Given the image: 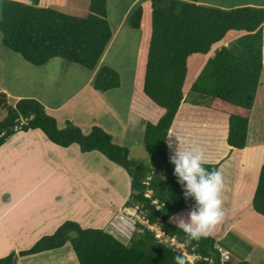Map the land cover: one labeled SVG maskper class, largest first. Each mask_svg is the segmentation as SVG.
<instances>
[{"label":"trees","instance_id":"obj_1","mask_svg":"<svg viewBox=\"0 0 264 264\" xmlns=\"http://www.w3.org/2000/svg\"><path fill=\"white\" fill-rule=\"evenodd\" d=\"M39 2L1 1L3 47L37 68L55 60L79 66L86 76L94 75L93 89L102 95L118 90L119 73L100 67L112 39L108 0H89V14L85 18L40 8ZM53 2L63 5L66 0ZM199 2L144 0L129 17V27L142 34L131 95L132 117L142 122L140 145L146 155L142 162L132 157V145L115 144L112 136L99 127H92L88 134L71 122L60 127L40 101L22 98L10 102L12 99L6 94H0V148L19 132L39 131L60 149L76 145L82 154H99L128 176L129 194L123 208L135 210L148 226H158L178 246L158 242L153 231L124 213L117 219L121 227L127 224L131 228L125 238L116 234L115 237L105 229H83L78 223L65 221L53 235L41 237L30 249L19 252L21 257L58 251L69 245L78 264H176L177 256L183 257L185 264H191L187 256H197L195 264H250L231 263V258L220 260L216 245L221 243L228 249L221 241L227 234L225 213L211 235L191 243L175 222L187 219L197 207L191 196H185L173 173L169 157L178 148H201L204 167L221 173L223 186L219 198L223 210L229 205L222 168L232 153L247 147L264 65V8L220 10L198 5ZM194 96L209 100V111L197 113L190 124L188 109L201 106L191 99ZM149 106L155 113H149ZM181 111L188 125L173 130ZM201 115L208 119L204 125L195 123ZM216 115L225 120H216ZM211 133L223 137L226 156L223 153L220 159H210V152L205 149L210 145ZM147 191L151 198L145 196ZM154 200L157 204H153ZM245 209L264 217V163ZM0 264H16L15 253L0 259Z\"/></svg>","mask_w":264,"mask_h":264},{"label":"rangeland","instance_id":"obj_2","mask_svg":"<svg viewBox=\"0 0 264 264\" xmlns=\"http://www.w3.org/2000/svg\"><path fill=\"white\" fill-rule=\"evenodd\" d=\"M75 5L71 7L72 10L68 11H59L68 16H76L85 18L88 16V7H89V0H73ZM133 0H108L107 4V12H108V22L112 29V39L108 45L107 50H111L109 55L107 54L104 56L100 63L101 66L109 67L117 71L120 75L121 85L120 88L114 92H110L108 94L102 95L97 93L93 89V83H90L86 88L84 93H77V96L74 99V104L83 100L86 96H96L93 100L94 102L87 103L85 106V110L78 111L75 114L66 115L64 113V117H61L58 122L59 126L63 127L64 124L68 121L74 122V124L81 129L85 134L91 132L92 127H99L103 129L106 133L110 134L113 138L115 144L124 145V146H131V155L132 157L139 162H142L146 159L145 151L142 150L141 141L143 137V130L142 126L139 131H136L138 126L137 123L141 124L142 122H137L132 117L131 112V95L134 89L135 83V76L136 71L139 63V54H140V45L142 42V34L139 32L140 39L135 40L134 38L130 37L131 32L133 34H137L138 32L132 31L129 27V17L134 11L135 6L129 9L126 16H124V11L128 8L130 3ZM144 0H139L138 3L143 2ZM185 2H191L192 0H179ZM198 5L215 8L220 10H233L235 8L241 7H256V8H264V0H200ZM1 8V6H0ZM123 22L120 25L119 23ZM127 26V27H126ZM220 48V47H219ZM0 49L6 52L9 56L15 60L12 64H8L6 68V73L3 70L0 73V83L4 89H8L10 93L14 90L11 87V84L14 83L15 78L20 81L21 79L30 86H33L34 89L31 88H23V93H27L28 95L31 94L35 99L37 97H41L42 100L51 99L52 95L55 93L51 91L53 87L51 86V81H48V88L43 87L44 89H48V92L42 94L43 89L41 88L38 74L40 75L41 84L43 82L44 71L42 69L43 77L41 76V72L39 71L41 68H37L31 66L30 64L26 63L19 55L10 52L9 50L5 49L2 45V37L0 35ZM264 56V55H263ZM64 64L63 66L67 69L71 68H80L76 65L68 64L62 60H55L49 63L52 65V68H55L57 65ZM264 62V57H263ZM48 65V66H49ZM66 70V69H63ZM54 72V71H52ZM84 72V69H82ZM15 75V76H14ZM51 70L48 72L49 78H51ZM17 76V77H16ZM18 76L21 78H18ZM56 80H55V91L57 95H60V98L68 95L65 99H68L73 95L75 91L69 90L67 82L65 80V74H60L59 72L56 73ZM28 77V81H27ZM92 75L90 78H93ZM23 85V84H22ZM72 85H75L76 91L81 86H83V80L80 79ZM57 86H59L57 88ZM22 87V86H21ZM187 92L188 89H185ZM14 93V92H13ZM16 94V93H14ZM187 94V93H186ZM80 96V97H79ZM8 98L12 99L10 102H15V99L12 96ZM45 98V99H44ZM197 104L201 106H197L198 111H204L202 109L208 106L209 100L204 99L202 96H194L191 98ZM39 101V100H37ZM188 101H191L188 99ZM41 103V102H40ZM42 104V103H41ZM256 106L253 108L252 113V120L249 124L253 123L252 130L250 132V127L248 129L249 138L253 141L258 137V133L255 130L257 126H261L264 129V65H263V72L261 77V86L258 89L257 97H256ZM71 109V107H70ZM68 108V111H70ZM182 111L184 108L181 109ZM182 111L179 113L175 127L173 130H178L185 125L186 127L188 123L183 121ZM185 111V110H184ZM186 112V111H185ZM193 119V116H191ZM190 121V124L192 122ZM254 119V120H253ZM74 120V121H73ZM97 121L98 124H95L94 121ZM91 122L89 126L86 123ZM86 122V123H85ZM257 123V124H256ZM81 124L82 126H80ZM190 124L188 128L190 127ZM90 127V128H89ZM127 127L129 130L124 131L121 133L122 128ZM260 129V128H259ZM264 131V130H263ZM174 132V131H173ZM251 133V135H250ZM41 135V133H39ZM17 135V134H16ZM173 136V135H172ZM256 136V137H255ZM261 136V134H260ZM262 137V136H261ZM13 138V137H12ZM11 139V138H10ZM9 139V140H10ZM8 140V141H9ZM260 140V139H259ZM7 141V142H8ZM6 142V143H7ZM78 147V146H77ZM79 150V149H78ZM6 154L10 155L9 150H6ZM99 154H86L81 160H86L89 163H86L88 166H95L87 171L86 174L82 172V175L78 177L76 183L69 184L66 181H62L59 187L54 188L53 190L46 188V190H41V188L47 187L50 185L49 180L45 178L42 181H39L35 184V178H31L26 176L25 168L26 165L22 157H24L23 151H18L17 156L21 158L20 166H13L14 158H8L4 160L6 164H2V160H0V188L4 187L5 189L9 190H18L19 191H26L33 188L34 184L36 185L37 190H35L36 195H32L28 200L27 204L31 205L30 207L38 208V213L45 212L49 209V204H44V197L45 199H54V195L58 191H66L68 192V198L70 200L68 209L65 214L66 221H73L77 219H85L80 220L82 221V228L83 229H105L107 232L111 231L115 234L120 236L121 238H125L128 235V232L131 231L130 226L127 224H122L117 219L121 217V214H127L129 211L135 213L132 210H127L123 208L125 198L128 197L129 194V179L128 176L123 172V169L117 168L110 164L105 158L97 157ZM255 162V158L252 157ZM83 164V163H81ZM20 166V167H19ZM93 166V167H94ZM77 171V168L75 169ZM65 173L64 175H66ZM23 176V177H22ZM61 181V180H60ZM88 183L96 187V193L92 192V188L90 189ZM238 189L234 195L230 196L232 201H229V205H227L224 209L225 213V221L224 224L226 228V235L221 240L222 244L228 248L231 258V263H239L245 261L250 264H264V217L258 216L255 213L251 212L248 209L243 210L248 202L251 200L253 196L252 187H250L249 180L245 182L243 185V180H239ZM243 186V187H242ZM242 187V188H241ZM80 194L85 193L89 194L92 197H96L97 202V212L94 214L93 212L88 213L81 201H79L76 196V191H80ZM107 193V195L105 194ZM252 193V194H251ZM147 198H151V193L149 191L146 192L145 195ZM57 197H61L57 195ZM108 200V201H106ZM157 200H154L153 204H157ZM43 203V204H42ZM7 205H10V200L7 199V195L0 196V209L1 214L4 212ZM5 206V207H4ZM16 207V206H14ZM29 207V208H30ZM162 207V206H160ZM25 209L26 207L22 205L21 209ZM37 213V214H38ZM25 214V213H24ZM24 214L18 215L16 217L11 216L10 222L13 223L14 228L11 231H22L24 234L29 233V230L33 229L36 226V218L37 214L34 215L33 221L30 220V216L26 217ZM111 214V217L109 218ZM134 220L138 221V216L133 218ZM6 220V219H5ZM50 219L46 220L48 222ZM16 221L22 227L21 229L19 226L16 225ZM43 222V221H42ZM45 222V223H46ZM107 222V223H106ZM77 223V222H75ZM151 230H159L158 226L149 227ZM28 229V230H27ZM48 229V228H47ZM149 229V230H150ZM37 230V229H36ZM55 231L50 232V230H45L42 237L51 236L54 234ZM154 232V231H153ZM42 232H35L32 235L17 245H9L3 250H0V259L7 258L12 253H15L16 264H78L76 257L73 254L71 247L68 245L61 250L53 251L49 253H44L37 256L32 257H21L18 253L30 249L37 241L38 237L41 235ZM124 233V234H122ZM10 240L13 239V235L11 233H7ZM124 235V237H123ZM12 237V238H11ZM116 237V236H115ZM219 241V242H221ZM178 246V245H177ZM222 247L221 243L216 245ZM180 247V246H179ZM183 248V247H180ZM184 251V250H183ZM187 256V260L193 264H195V260L198 258L197 256Z\"/></svg>","mask_w":264,"mask_h":264},{"label":"crops","instance_id":"obj_3","mask_svg":"<svg viewBox=\"0 0 264 264\" xmlns=\"http://www.w3.org/2000/svg\"><path fill=\"white\" fill-rule=\"evenodd\" d=\"M1 1L2 0H0V4H1ZM10 1L19 2L23 4H27L29 2V0H10ZM137 2H139V0H133L130 3L128 8L124 11V13L126 12L124 16H126L130 8H132L133 6L135 7L137 6ZM54 3L55 2H53V0H40L39 7L40 8H52L57 11L70 12V10H72L71 7L75 5L73 0H66V2L63 5L62 4L56 5ZM88 13H89V7H88ZM121 24H123L122 21L119 23V27ZM135 32H138V33L133 34L131 32L130 37L139 41L140 39L139 31H135ZM110 51L111 50H107L104 56H106L107 54L109 55ZM5 55H8V54L6 52L3 53V51L0 49V73L3 70V72L5 73L7 77L5 67L8 64H12V62H15V60H12L13 55H12V58L9 56H5ZM48 65L42 67L39 70L41 72V76L43 77V73H42V69H43L44 77H45L41 84L40 75L38 74V80L40 83L39 86H41L39 90L43 89L42 94L46 93V91L48 92V89H44L43 87L48 88V81L49 82L51 81L50 83H51V86L53 87L51 91L55 93L52 95L51 99L44 98L45 102L44 100L41 99V97L40 98L37 97L36 99L39 100L43 104L46 111L49 112L50 115H52L57 120H59L61 117L65 116L64 113L68 116L69 114H75L78 111L85 110L86 109L85 106L87 103L94 102L93 99L96 96L93 95V96H86L83 100H81L80 102H77V104H74L75 100L78 99V98L74 99L77 96V93L79 92L80 94L81 92L84 93L85 91H87L85 90V88L90 83H92L93 78L86 76V74L82 72L80 68L76 67V68L67 69L63 66L64 64L58 66L57 62L56 64H54L57 66L55 68H52V71L54 72L51 71L52 75H51V78H49L48 72L52 66L50 65L48 66ZM63 69H66V70H63ZM57 72H59L60 74H65V80L67 82L68 89L75 91L73 95L69 97L68 99H65V100L63 99V98H66L68 95L60 98L61 94L59 95L56 94L58 89H56L55 91L54 87H55V80L57 77L56 76ZM18 78H21V76L20 77L18 76ZM80 79L83 80V86L79 87L77 89L78 91H76V87H74L75 85H72V83ZM27 81H28V77H27ZM11 87L14 90L13 92L16 94H14L13 92L10 93L8 89H4L0 83V94L1 93L6 94L8 97L12 96L15 99H17V101H19L22 98H34L31 94L28 95L27 93H23V90H24L23 88L34 89L33 86H30V84H28V82L25 81V79L24 80L21 79L20 81H18L15 78L14 83L11 84ZM58 87L59 86H57V88ZM186 93L187 92L184 91L185 96H186ZM208 106H209V103H208ZM208 106L205 108L202 107L204 111H198L196 109L197 107L195 106L194 108L190 107V109H188V112L191 113L189 117L191 118V116H193V119H195L197 113L199 112L203 113L206 111L208 112L209 111ZM68 108L70 109V111H68ZM149 108L150 109L148 111L150 114L155 113L154 112L155 110L152 106H149ZM184 109L186 110V108ZM197 117L200 118L201 120H196L195 123H201L202 125H204L208 121L205 115H203L204 119H202V115L197 116ZM215 119L220 121V120H225V117L221 115L220 116L216 115ZM251 120H252V115H251L250 122ZM74 122H71V123L74 124ZM94 123L98 124L96 120L94 121ZM253 123L251 124V126H249L250 132L252 130ZM86 124L87 126H89L91 122L86 123ZM79 125L82 126L81 124ZM136 125L138 126L136 131H139V129L141 128V124L137 123ZM224 128L226 130V126ZM127 130H129L127 127L125 128L123 127L121 130V133H124V131H127ZM255 130L258 133V137L255 139L256 141H253L251 137L249 138V132H248V140H247L246 149L244 151H235L234 153L230 155V157L223 164V168H222V171L224 173L223 181H224V187H226L225 195H226V198L229 199L230 201H232V198L230 199V196L234 195L235 192L237 191L239 187L238 183H239V180L241 179L243 180V185L245 184L247 180H249L250 187H252V192L253 190L255 191L259 171H260L261 165L264 163V160H263V156H264V131L263 130L264 129L262 125L261 126L259 125L256 127ZM39 133H40L39 131H30L29 133L19 132L17 133V135L13 136V138H11L7 143H5L4 146L0 148V160H2V164H6L4 160L8 158H14L15 160L13 161L12 165L18 166L21 162V158L17 156V152L23 151L24 157H22V160H24V163L27 167L25 168V171L27 174L26 176L35 178V184L39 181L44 180L45 178L49 180L50 185L47 187L41 188V190H46V188L53 190L54 188L59 187L62 181H66L69 184H72L73 182L76 183L78 177L82 175V172L86 174L87 171L91 169V167L95 168L94 165H93L94 167L86 165V163L91 164L90 162L87 161V159L85 161L81 160L86 154H82L80 150H78L79 148L76 145H73L69 149H60L57 146L53 145L51 142H49L44 135L42 134L40 135ZM212 133L210 136L211 138L209 142L210 145L205 146V149L208 152H210V157H211L210 159L214 158V160H216V159H220L221 158L220 156L223 153H224V156H226V152L224 148L225 146L224 147L222 146L224 144V141H222L223 137L221 136L215 137V135ZM260 134L262 137L260 136ZM6 150H9L10 155L6 154ZM97 157H100V159L102 158V156L100 155ZM252 157L256 159L255 162H254V159H252ZM23 164H20V166ZM76 168H77V171L75 170ZM65 173L67 174L64 175ZM35 184L33 188H31L30 190H26L24 192L23 191L17 192L18 190H9V189H5L4 187L0 188V196H4L5 194L7 195V199L10 200V205L6 206L2 214L0 212V250H3L10 244L17 245L20 242L27 240L32 235V233H35L36 231L42 232L41 235L38 237V239H40L42 235L45 234L44 233L45 230H50V232H53L57 230V228L66 221L65 214L68 209L69 202H70L68 198V192L58 191L55 193L54 199L48 200V199H45L44 197L43 203L44 204L48 203L49 209L45 212L38 213V210H39L38 208L30 207L31 205H28L26 203L27 200L32 195L34 196L36 195L35 190H37L38 187L36 188ZM88 186L90 189L92 188V192L96 193L95 186L89 183H88ZM76 192H77L76 199L82 202L85 210L88 213L93 212L95 214L97 212L96 197L95 196L92 197L89 194H85V193L80 194L79 192H81V190L76 191ZM105 194L107 195V193ZM57 195H60L61 197H57ZM22 205H24L26 208L21 209ZM21 214H24L26 217L29 214V216L31 217L30 220L32 221H33L34 215L37 214L36 226L33 229L29 230V233L27 234H24V232L19 231V230L11 231L12 228H14L13 226L14 224L10 222L9 218L11 216L16 217ZM48 219L50 220L46 222V220ZM80 220L87 221L85 219L75 220V222L79 223L81 226H82V223H81L82 221ZM16 225L19 226L20 229L22 228L17 221H16ZM7 233H11L13 235L12 240H10Z\"/></svg>","mask_w":264,"mask_h":264},{"label":"clouds","instance_id":"obj_4","mask_svg":"<svg viewBox=\"0 0 264 264\" xmlns=\"http://www.w3.org/2000/svg\"><path fill=\"white\" fill-rule=\"evenodd\" d=\"M169 160L178 183L183 186L185 196H191L197 204V207L189 212L187 219L180 218L175 221L176 227L186 234L188 243L207 238L224 218L223 202L219 198L223 186L221 173L204 167L203 153L198 145L186 151L179 148L173 150ZM132 211L135 213L129 211L127 215L136 218V211ZM157 241L168 243L158 239ZM175 260L176 264H185L181 256L175 257Z\"/></svg>","mask_w":264,"mask_h":264},{"label":"built area","instance_id":"obj_5","mask_svg":"<svg viewBox=\"0 0 264 264\" xmlns=\"http://www.w3.org/2000/svg\"><path fill=\"white\" fill-rule=\"evenodd\" d=\"M138 221L141 223V224H144L145 226L148 227V229H150L149 227H152V226H148V222L146 220H144L143 218H138ZM159 229V227H158ZM151 230V229H150ZM151 231H154L155 233V237L156 239H158L159 241H165V242H170L172 246H177L176 245V240L175 239H171L170 237L166 236L164 234V232H162L160 229L159 230H151ZM219 254H220V260L222 262L224 261H229L230 260V252L226 249H224L223 247H220V246H217L216 247ZM198 259V258H197ZM196 259V260H197ZM194 260H195V257H194ZM209 263H212V260L211 259H208L207 260Z\"/></svg>","mask_w":264,"mask_h":264}]
</instances>
